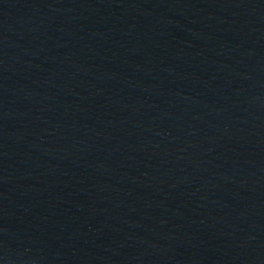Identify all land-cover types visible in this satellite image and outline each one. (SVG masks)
I'll list each match as a JSON object with an SVG mask.
<instances>
[{
  "label": "water",
  "instance_id": "obj_1",
  "mask_svg": "<svg viewBox=\"0 0 264 264\" xmlns=\"http://www.w3.org/2000/svg\"><path fill=\"white\" fill-rule=\"evenodd\" d=\"M0 264H264V0H0Z\"/></svg>",
  "mask_w": 264,
  "mask_h": 264
}]
</instances>
